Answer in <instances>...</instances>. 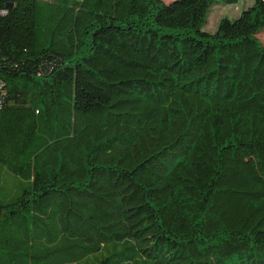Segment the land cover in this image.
<instances>
[{
	"label": "trees",
	"instance_id": "obj_1",
	"mask_svg": "<svg viewBox=\"0 0 264 264\" xmlns=\"http://www.w3.org/2000/svg\"><path fill=\"white\" fill-rule=\"evenodd\" d=\"M218 1L0 0V264H264V0Z\"/></svg>",
	"mask_w": 264,
	"mask_h": 264
},
{
	"label": "rangeland",
	"instance_id": "obj_2",
	"mask_svg": "<svg viewBox=\"0 0 264 264\" xmlns=\"http://www.w3.org/2000/svg\"><path fill=\"white\" fill-rule=\"evenodd\" d=\"M164 3H167L171 0H162ZM253 0H238L235 4H223L221 2H215L210 8V11L207 16V22L202 27V29L206 32H213L216 27V23L220 17L226 16L228 18L236 17L239 12L244 9L246 6L250 5ZM257 39L264 46V29L256 34ZM10 183L4 186V189L9 190Z\"/></svg>",
	"mask_w": 264,
	"mask_h": 264
}]
</instances>
